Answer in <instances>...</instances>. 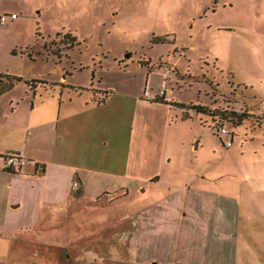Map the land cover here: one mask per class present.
<instances>
[{
	"label": "crops",
	"instance_id": "obj_1",
	"mask_svg": "<svg viewBox=\"0 0 264 264\" xmlns=\"http://www.w3.org/2000/svg\"><path fill=\"white\" fill-rule=\"evenodd\" d=\"M92 72L88 84L22 78L0 94V264H237L242 216L264 214V173L242 196L191 182L158 192L173 169L155 114L168 122L175 100ZM11 151L27 161L7 167ZM149 189L153 201L122 208Z\"/></svg>",
	"mask_w": 264,
	"mask_h": 264
},
{
	"label": "rangeland",
	"instance_id": "obj_2",
	"mask_svg": "<svg viewBox=\"0 0 264 264\" xmlns=\"http://www.w3.org/2000/svg\"><path fill=\"white\" fill-rule=\"evenodd\" d=\"M13 12L18 18L0 21V73L58 80L67 67L69 81L88 84L97 67L98 84L153 94L167 82L170 100L213 111L175 105L169 123L156 112L155 123L169 127L166 158L173 169L172 186L160 184L158 192L191 182L242 196L248 184H259L264 0H0V15ZM235 111L247 114L240 123ZM218 124L230 132L220 133ZM200 139V148L192 149ZM158 192L118 200L131 210ZM249 214L242 216L237 264H264V214ZM244 253L250 262L242 261Z\"/></svg>",
	"mask_w": 264,
	"mask_h": 264
},
{
	"label": "built area",
	"instance_id": "obj_3",
	"mask_svg": "<svg viewBox=\"0 0 264 264\" xmlns=\"http://www.w3.org/2000/svg\"><path fill=\"white\" fill-rule=\"evenodd\" d=\"M18 16L19 15L16 12H13L11 14L6 13L3 15H0V21L2 23H5L8 20H13L17 18ZM169 92L170 91H168L167 82H164L155 96H151L149 89L145 90V96L151 97V98H159V97H165ZM216 129L219 130V132L222 134H226L230 132L227 127L222 126L221 124L216 125ZM231 143H232V140L228 139L227 144L230 145ZM5 161H6L7 167L16 169V168L21 167L27 161V158L26 156L22 155L18 151H11L5 155Z\"/></svg>",
	"mask_w": 264,
	"mask_h": 264
},
{
	"label": "trees",
	"instance_id": "obj_4",
	"mask_svg": "<svg viewBox=\"0 0 264 264\" xmlns=\"http://www.w3.org/2000/svg\"><path fill=\"white\" fill-rule=\"evenodd\" d=\"M70 34V33H69ZM72 40H76L77 37L75 35H70ZM4 76L7 77V79H4ZM22 79L21 77H17V76H14L12 74H9V73H0V94L4 91H6L7 89H10L14 83L17 81V80H20ZM37 80H40V81H43V82H46V80H42V79H37ZM106 96V95H105ZM104 96V97H105ZM173 104L175 105H179L181 107H188V108H194L196 109V111H203V112H209V113H212L213 111H211V109L206 106V105H203V104H196V103H193V104H186L184 102H178V101H172ZM235 113L238 115V119H239V123L242 121V119L247 115L246 112H241V113H238L237 111H235ZM185 116H189L190 114H188L187 112L184 114Z\"/></svg>",
	"mask_w": 264,
	"mask_h": 264
}]
</instances>
